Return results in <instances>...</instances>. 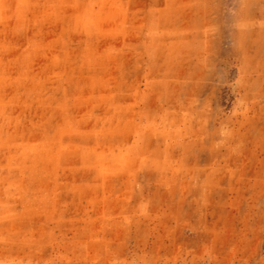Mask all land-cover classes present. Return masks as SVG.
<instances>
[{
	"label": "rangeland",
	"instance_id": "374dc122",
	"mask_svg": "<svg viewBox=\"0 0 264 264\" xmlns=\"http://www.w3.org/2000/svg\"><path fill=\"white\" fill-rule=\"evenodd\" d=\"M0 264H264V0H0Z\"/></svg>",
	"mask_w": 264,
	"mask_h": 264
}]
</instances>
